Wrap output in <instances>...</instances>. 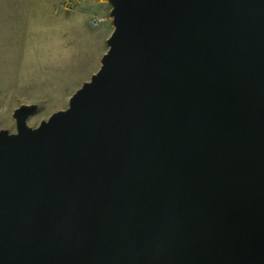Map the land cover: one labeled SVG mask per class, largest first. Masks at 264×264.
<instances>
[{
  "label": "water",
  "instance_id": "obj_1",
  "mask_svg": "<svg viewBox=\"0 0 264 264\" xmlns=\"http://www.w3.org/2000/svg\"><path fill=\"white\" fill-rule=\"evenodd\" d=\"M99 71L0 132V264H264V0H108Z\"/></svg>",
  "mask_w": 264,
  "mask_h": 264
},
{
  "label": "rangeland",
  "instance_id": "obj_2",
  "mask_svg": "<svg viewBox=\"0 0 264 264\" xmlns=\"http://www.w3.org/2000/svg\"><path fill=\"white\" fill-rule=\"evenodd\" d=\"M111 9L108 0H0V132L16 133L22 107L34 108L30 129L69 108L100 69Z\"/></svg>",
  "mask_w": 264,
  "mask_h": 264
},
{
  "label": "built area",
  "instance_id": "obj_3",
  "mask_svg": "<svg viewBox=\"0 0 264 264\" xmlns=\"http://www.w3.org/2000/svg\"><path fill=\"white\" fill-rule=\"evenodd\" d=\"M94 24L96 25V22Z\"/></svg>",
  "mask_w": 264,
  "mask_h": 264
},
{
  "label": "crops",
  "instance_id": "obj_4",
  "mask_svg": "<svg viewBox=\"0 0 264 264\" xmlns=\"http://www.w3.org/2000/svg\"><path fill=\"white\" fill-rule=\"evenodd\" d=\"M109 36H110V35H109ZM108 39H109V38H108ZM108 39H107V40H108Z\"/></svg>",
  "mask_w": 264,
  "mask_h": 264
}]
</instances>
